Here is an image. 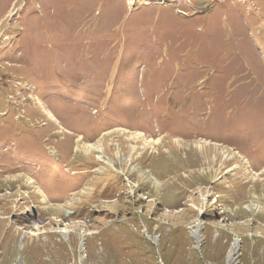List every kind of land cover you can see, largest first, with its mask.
<instances>
[{
    "label": "rangeland",
    "instance_id": "rangeland-1",
    "mask_svg": "<svg viewBox=\"0 0 264 264\" xmlns=\"http://www.w3.org/2000/svg\"><path fill=\"white\" fill-rule=\"evenodd\" d=\"M0 264H264V0H0Z\"/></svg>",
    "mask_w": 264,
    "mask_h": 264
},
{
    "label": "bare ground",
    "instance_id": "bare-ground-1",
    "mask_svg": "<svg viewBox=\"0 0 264 264\" xmlns=\"http://www.w3.org/2000/svg\"><path fill=\"white\" fill-rule=\"evenodd\" d=\"M96 146H97V145H96ZM96 146H94V145L92 144V146H89V149H90V150H95V147H96ZM96 149H97V148H96ZM99 150H100V149H99ZM98 152L101 153V151H98ZM98 159L102 161V159H104V157L101 156V155H99V156H98ZM104 160H105V159H104ZM198 227H199V228H198ZM199 230H200V225H197V229H196L195 231H193V235H194V237H195L196 239L199 237ZM236 247H237V243H235V244L233 245V250H232V252H231L230 255H229L230 260H232L233 257H234V251H235Z\"/></svg>",
    "mask_w": 264,
    "mask_h": 264
}]
</instances>
